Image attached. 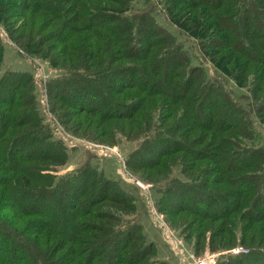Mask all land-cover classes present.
<instances>
[{
	"label": "trees",
	"instance_id": "trees-1",
	"mask_svg": "<svg viewBox=\"0 0 264 264\" xmlns=\"http://www.w3.org/2000/svg\"><path fill=\"white\" fill-rule=\"evenodd\" d=\"M137 1L150 3L0 0V264H168L144 231L131 184L91 158L60 173L69 147L43 113L33 72L6 66L1 30L20 53L59 70L48 99L68 132L139 143L127 166L136 171L141 157V180L157 174L156 205L173 226L191 230L198 246L210 232L212 250L237 240L249 249L217 264H264L255 123L264 125V0H156L216 77ZM231 83L247 91L245 103ZM191 190L200 200L174 202Z\"/></svg>",
	"mask_w": 264,
	"mask_h": 264
},
{
	"label": "rangeland",
	"instance_id": "rangeland-1",
	"mask_svg": "<svg viewBox=\"0 0 264 264\" xmlns=\"http://www.w3.org/2000/svg\"><path fill=\"white\" fill-rule=\"evenodd\" d=\"M156 2H157L156 0H150V3L145 4L141 1H137L136 7L137 9H141V8L152 9L154 7L153 9L155 10L154 13L157 19L160 22H162L164 25L169 27L170 30L177 36L178 40L185 46V48H187L190 51L191 55L193 56V62L195 64L200 62L203 63L209 70V73L213 77H216L217 72L214 70V68L211 67L210 62H208L204 57H202L197 44V40H195L192 37H188L184 32L180 31L176 26L171 24L166 18L164 11H160L159 8L158 9L156 8L155 6L157 4ZM158 7L160 6L158 5ZM21 22L22 21H19V25L21 24ZM4 31L7 32L5 29ZM3 38L6 45L5 63L7 67H12L15 69H25L31 72H34L35 70L37 72V69L39 70V68H41V71H43L42 77L47 78L48 75L49 79H52V77H55L57 75L59 70L45 63L40 58H30L22 52L21 54L18 47L15 44L8 42L6 36H4ZM38 74L36 75V77L38 76ZM229 85H230L229 88L235 94L236 98L241 103H245V99H247L246 96L249 95L247 91L245 89L241 90L239 88H236V85L234 83H231ZM49 123L52 124V122ZM255 123H256V128L260 134V140H258V142L256 143L264 146V125L261 124L256 118H255ZM56 124H59L62 127L58 130L59 136L62 133L61 131L64 130L69 136L74 138L75 141L76 140L86 141L83 143H78L77 148H71V147L68 148L69 160L66 167L62 168L60 173H65L69 170L76 169L79 166H81V164L86 159L91 158L94 162H97L99 166L102 169H104L109 176L131 184L133 193L137 198L139 220L142 223L144 231L146 232L149 239L155 242L157 247L158 257L160 260L166 261L168 264H189L188 261L185 263L183 262L184 260V254L182 253L183 250L186 254H193L197 258H202L207 253H215L217 255L216 259L217 258L218 259L214 264H217L220 257L222 258V257H226V255H231V256L236 255L230 252L231 249L235 247H242V246L245 247L244 245L239 243V240H237V244L235 246H232L231 248L212 250L211 248L212 243H210L211 241L210 232H207L204 235V238H202L204 240V243L202 241L200 242V246H198L194 239L195 234H192L190 232L191 230H188L186 231L187 233H185V231H179L175 226H173V224L171 223L172 222L171 218H169L165 213H161L156 205V201H155L156 196L155 193L152 191V188L154 186V181L158 180L156 179L157 174H151L150 179H148L147 182L141 180V177L139 175L140 173H142V170H145L142 167L141 157L139 158L136 157L135 160L133 161L136 164V169H137L136 171L135 170L132 171L130 167L127 166L126 163L127 156L134 148L138 146L139 143L130 142V141L128 142L124 139H121L119 144H115V145L106 142L100 143L85 137L74 136L70 132H68L64 128V126L61 125L59 122H56ZM58 135L56 134V136ZM87 142L88 143L95 142L97 145H102L104 146V148L106 147L105 150H107L108 152L115 150L117 153L112 151L113 156L106 155L105 153H103L101 147L99 146H98L99 148H93V150H91L88 147H93V145L87 144ZM175 174L177 173L176 172L171 173L172 177H174ZM138 179L144 183V186L141 187L142 189L138 185L137 182ZM196 198L200 200L199 196L196 195L191 190L190 194L186 196L181 195V197L178 199V202L176 201L174 202L180 205V207L186 208L187 206H191L190 201L195 203ZM215 207H216L215 205L211 206V208H215ZM173 217L174 219L176 218L175 220L179 218V216H173ZM174 219L172 218L173 222L175 221ZM185 228L187 229V227ZM196 246L198 247L197 249H195ZM178 253H180L181 256Z\"/></svg>",
	"mask_w": 264,
	"mask_h": 264
},
{
	"label": "built area",
	"instance_id": "built-area-1",
	"mask_svg": "<svg viewBox=\"0 0 264 264\" xmlns=\"http://www.w3.org/2000/svg\"><path fill=\"white\" fill-rule=\"evenodd\" d=\"M4 36L5 35L2 32V30H1V37L3 38ZM37 67H38V65H37ZM33 74H35V78H36V81H37V85H38L39 90H40V100H41V105H42L43 113L45 114L46 119L49 122H52L51 125L53 127V132L55 133V135L56 134L58 135V130L60 128H62V127L59 124H56V122H58V121H57L56 117L53 115V113L51 112V109H50V104H49V99H48V91H47V83H48V81L50 79H49L48 75H47V78H43L42 77L43 71H41V68H39V70L37 69V72L35 70L33 72ZM37 74H38V76L36 77ZM63 131H61L62 133L60 134V136L59 135L58 136H59V138H61L67 144L68 147L77 148V144L78 143L86 142V141H77V140L75 141L74 138H72L65 131L64 132ZM71 140H74V141H71ZM87 144L93 145V147H88L87 146L91 150H93V148H99V147H101V150L106 155L113 156V152L112 151L116 152L115 150H112L111 152H108L107 150H105L106 147L104 148V146H102V145H97L95 142L94 143H92V142H89L88 143L87 142ZM137 182H138V185H139L140 188L144 186V183L141 182L139 179H138ZM147 187H148V185H147ZM148 201H149V198H148ZM248 251H249V249H247V248H245L243 246L242 247H235V248H233V249L230 250V252H232V253H234L236 255L244 254V253H247ZM182 253L184 254V260H183V262L185 263V262L188 261L189 264H214V263H216V260L218 259V258L216 259L217 255L215 253H207L202 258H197L193 254H186L183 250H182ZM178 254L181 256L180 253H178Z\"/></svg>",
	"mask_w": 264,
	"mask_h": 264
}]
</instances>
